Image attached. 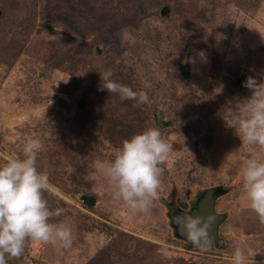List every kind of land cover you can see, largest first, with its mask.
<instances>
[{"label": "rangeland", "instance_id": "1", "mask_svg": "<svg viewBox=\"0 0 264 264\" xmlns=\"http://www.w3.org/2000/svg\"><path fill=\"white\" fill-rule=\"evenodd\" d=\"M106 70L148 102L98 90ZM248 76L264 77V0H0V163L39 139L37 166L59 189L44 196L64 210L51 222L72 232L67 248L27 240L7 264H229L237 246L264 264V224L240 175L264 151L219 113L251 94ZM149 127L172 147L141 212L99 169ZM215 187L219 241L189 247L172 223Z\"/></svg>", "mask_w": 264, "mask_h": 264}, {"label": "clouds", "instance_id": "2", "mask_svg": "<svg viewBox=\"0 0 264 264\" xmlns=\"http://www.w3.org/2000/svg\"><path fill=\"white\" fill-rule=\"evenodd\" d=\"M198 55L203 57L202 52ZM99 77L98 90L115 93L121 101L132 100L137 105L148 102L143 91L113 80L111 70L99 73ZM242 83L251 94L234 105L226 102L219 113H223L220 116L240 140L264 151V77L258 82L255 76H248ZM171 147L158 128H146L122 141L113 158L100 167V175L129 209L147 212L158 195L161 165ZM40 148L41 141L29 137L23 143L21 156L10 155L0 163V264L20 257L27 240L62 248L72 242L70 227L51 222L50 218L60 216L64 210L51 209L44 196H58L59 189L50 183L48 173L37 166ZM240 175L249 207L264 224V155L249 153ZM213 219L210 214H185L176 222L189 241L205 250ZM255 254L251 248L237 246L226 259L229 264H255Z\"/></svg>", "mask_w": 264, "mask_h": 264}, {"label": "water", "instance_id": "3", "mask_svg": "<svg viewBox=\"0 0 264 264\" xmlns=\"http://www.w3.org/2000/svg\"><path fill=\"white\" fill-rule=\"evenodd\" d=\"M218 190L216 189H207L203 192L202 196L198 199L196 205L189 210L186 211H179L177 217H182L185 214H190L192 216H207L212 215L213 221L209 226L208 235H209V245L215 244L219 241L218 237V226L221 222L225 219V214L217 213L215 210V202L218 195ZM85 203L89 205H93L94 199L91 196L84 197ZM177 221V220H176ZM176 235L183 241H185L191 247H197L191 241L187 239L185 234L182 231V228L177 224L175 226Z\"/></svg>", "mask_w": 264, "mask_h": 264}, {"label": "trees", "instance_id": "4", "mask_svg": "<svg viewBox=\"0 0 264 264\" xmlns=\"http://www.w3.org/2000/svg\"><path fill=\"white\" fill-rule=\"evenodd\" d=\"M24 11H26V8H24V9H22V11L21 12H24ZM219 187H215V188H210V189H217L219 192H218V195H217V197H219V193L220 192H223V190H220V189H218ZM202 194H203V192L200 194V196L198 197V199L202 196ZM216 200H217V198H216ZM195 205V204H194ZM194 206H192L191 208H193ZM177 212V211H176ZM175 226H176V222H173L172 223V227H173V229H174V233H175V235H176V231H175ZM177 236V235H176ZM178 237V236H177ZM179 238V237H178ZM180 239V238H179ZM187 244V243H186ZM216 244V243H215ZM214 245V244H213ZM187 246H189L188 244H187ZM190 247V246H189Z\"/></svg>", "mask_w": 264, "mask_h": 264}, {"label": "crops", "instance_id": "5", "mask_svg": "<svg viewBox=\"0 0 264 264\" xmlns=\"http://www.w3.org/2000/svg\"><path fill=\"white\" fill-rule=\"evenodd\" d=\"M215 204H216V202H215ZM220 224H221V223H220ZM220 224H219V226H218V231H219Z\"/></svg>", "mask_w": 264, "mask_h": 264}]
</instances>
